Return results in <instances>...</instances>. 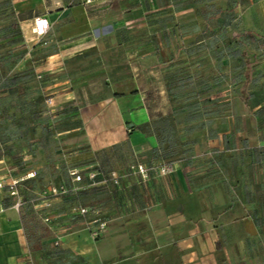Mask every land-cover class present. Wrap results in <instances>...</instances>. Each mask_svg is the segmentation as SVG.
<instances>
[{"label":"crops","instance_id":"1","mask_svg":"<svg viewBox=\"0 0 264 264\" xmlns=\"http://www.w3.org/2000/svg\"><path fill=\"white\" fill-rule=\"evenodd\" d=\"M234 15L246 27L264 26V0H0V135L7 131L6 143L17 136L7 125L15 119L14 80L37 73L61 103L82 100L79 125L62 150L70 167L83 171L76 157L121 148L136 168L162 162L173 168L141 178L127 202L95 209L107 226L94 236L71 207L100 186L74 184L68 174L49 183L42 177L47 162H28L26 146L1 148L0 178H25L26 202L16 210L13 197L0 190V264H264V163H256L250 147L225 149L222 128L205 134V144L216 149L193 152L181 142L165 154L155 150L151 130L147 91L165 74L163 61L174 44L199 42L203 28ZM35 17L49 23L41 38L32 32ZM187 138L179 132L180 140ZM16 153L27 155L26 162L14 164ZM61 183L77 189L45 205L41 191Z\"/></svg>","mask_w":264,"mask_h":264},{"label":"rangeland","instance_id":"2","mask_svg":"<svg viewBox=\"0 0 264 264\" xmlns=\"http://www.w3.org/2000/svg\"><path fill=\"white\" fill-rule=\"evenodd\" d=\"M243 21L234 15L222 26L203 28L197 37L199 42L174 44V51L163 61L165 74L157 76L158 83L151 84L147 91L157 152L173 151L181 142L194 148L193 152L209 148L205 134L223 129L227 133L220 141L225 149L250 147L256 163H264V26L246 27ZM91 77L99 80V76ZM14 83L16 107L10 113L15 119L7 125L17 136L8 144V133L4 131L0 149L10 146L18 152L26 146L32 152L28 162H47L42 172L44 181L64 180L73 161L62 150L71 142L68 134L79 125L76 117L82 100L61 103L55 98L57 91L45 84L41 74L17 75ZM1 85H7V81ZM180 131L187 134L186 140L179 139ZM77 136L82 138L80 133ZM211 145L216 149L214 143ZM125 153L115 148L89 158L76 157L78 161L74 162L85 168V181L88 172L97 173L95 180L99 182L108 170L115 169L121 186L96 183L92 186L100 187L91 197L79 196L74 203L98 209L111 202H127L129 190L135 195L141 177ZM26 156L16 153L10 157L14 164H23ZM88 199L89 204L84 202Z\"/></svg>","mask_w":264,"mask_h":264},{"label":"built area","instance_id":"3","mask_svg":"<svg viewBox=\"0 0 264 264\" xmlns=\"http://www.w3.org/2000/svg\"><path fill=\"white\" fill-rule=\"evenodd\" d=\"M49 28L48 20L44 17H35L34 18V25L32 28V32L35 34L36 37L41 38L45 36ZM51 101V100H50ZM173 170L171 164L167 162L162 163H152L150 166H145L143 164L137 165V172L141 176L143 180H146L151 172L158 173L160 175H167L171 173ZM68 177L70 178V181L74 184L76 183H82L84 180V177L82 175V170L75 168V167H69L67 169ZM97 173L95 172H88L87 176V182L88 185H95L96 183H107L114 186H117L120 184V175L115 170H110L106 172V177L102 180L97 182L95 180ZM34 172H30L26 175L27 178L33 177ZM25 178H12L9 181H6L3 178H0V190H5L8 192V194L13 197V207L16 210H20L26 200L25 197L21 191V184L22 181ZM77 188L75 187H69L65 183H61L58 185H49L45 189H43L40 193V196L42 200L44 201L45 205L50 204V199L55 197H65L72 193L73 191H76ZM72 213H74L76 216L81 218L85 221L87 227L91 230V233L94 236H98L100 233H102L107 226L106 220L95 210L90 208V206L77 203L73 204L71 207ZM45 220H48L45 218Z\"/></svg>","mask_w":264,"mask_h":264},{"label":"trees","instance_id":"4","mask_svg":"<svg viewBox=\"0 0 264 264\" xmlns=\"http://www.w3.org/2000/svg\"><path fill=\"white\" fill-rule=\"evenodd\" d=\"M248 63L246 62V65H247ZM246 102V101H245Z\"/></svg>","mask_w":264,"mask_h":264}]
</instances>
